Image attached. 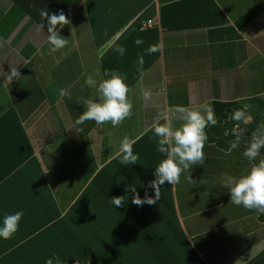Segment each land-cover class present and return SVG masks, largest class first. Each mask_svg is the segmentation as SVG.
Segmentation results:
<instances>
[{
	"label": "crops",
	"instance_id": "obj_1",
	"mask_svg": "<svg viewBox=\"0 0 264 264\" xmlns=\"http://www.w3.org/2000/svg\"><path fill=\"white\" fill-rule=\"evenodd\" d=\"M120 6L123 9L115 12ZM41 9L50 15L63 10L67 15L71 23L57 28L68 40L67 48L49 54L48 25ZM113 14H118L117 22L107 21ZM149 19L153 20L151 26L146 24ZM97 30L102 34L100 40ZM138 37L143 39L140 45L135 43ZM111 39L116 46L107 49L95 74L94 58L87 61L85 53L109 46ZM154 44H161L162 52L148 54L146 50ZM120 45L126 49L122 56L115 50ZM67 51L76 53L79 64L83 59V66L67 69ZM232 57L235 62L230 66ZM56 61L63 70L60 75L58 67L53 72ZM224 61L228 69L222 67ZM114 62L119 66L115 68ZM11 65L21 74L28 73L26 79L18 80H24L22 84L6 80ZM106 72L126 78L132 89L133 115L116 127L86 121L83 128L74 115L85 109L86 100L97 96L85 80L92 75L99 82L107 78ZM255 72L260 74L254 77ZM228 73L240 79L253 77V89L245 83L236 90L235 84L225 79ZM1 88L12 99L21 90L28 98L23 99L21 115L16 106L0 113V226L6 214L24 213L18 231L10 239L0 237L4 253L0 264H14L5 258L9 253L34 254L36 251L24 243L35 245L40 232L58 227L79 200L84 199L82 206L87 207L95 195L85 193L98 176V186L93 189L99 192L97 196L102 194L106 211L113 208L111 196H126L122 206L129 223L139 224V220L133 221V216L138 217V206L132 203L134 194L127 189L134 185L142 198L146 192L155 195L148 183L155 179L156 165L164 157L157 151L154 121L166 109L201 105L211 107L218 120L206 129L204 164L184 172L175 186L165 182L156 204L139 207L144 216L153 211L151 217L143 218L141 227L123 226L127 241L117 236L116 245L133 248L138 245L133 242L136 234L139 237L148 231L152 243L135 256L137 264L144 260L150 264H264V214L231 203L230 191L221 187L225 175L240 176L250 170L254 162L240 149L247 147L252 133L264 124L262 114L255 115L248 108V123L231 119L237 108L245 110V105L237 103L264 93V0H0ZM61 88L69 95L61 96ZM142 90L151 91L149 100L142 97ZM50 91L56 95L50 97ZM181 123L174 121V126ZM237 123L244 131L240 146L229 154ZM125 137L134 141L133 151L139 156L132 165L120 163ZM82 145L95 165L90 173L85 171V161L65 160L76 155ZM261 154L264 157V149ZM39 246L43 248L41 241ZM22 248L25 252H20Z\"/></svg>",
	"mask_w": 264,
	"mask_h": 264
},
{
	"label": "clouds",
	"instance_id": "obj_2",
	"mask_svg": "<svg viewBox=\"0 0 264 264\" xmlns=\"http://www.w3.org/2000/svg\"><path fill=\"white\" fill-rule=\"evenodd\" d=\"M40 15L47 21V40L50 44L49 54L55 53L67 46L68 40L57 30L58 26L70 24L67 15L61 10L59 14H49L47 9H41ZM135 43H143L142 38H137ZM121 56L126 49L124 46H117L115 49ZM161 44L149 46L146 50L148 54L162 52ZM144 63V57H139V65ZM104 78L99 82L92 75L87 76L85 84L88 87L95 88L97 96L95 99H88L84 102L85 111L76 120L77 124H83L86 121H95L97 126L110 123L113 127L120 125L123 121L133 115V104L129 99V93L132 91L126 83V78L117 72H106ZM23 76L18 67H10V72L6 75V80L11 83L13 79L22 80ZM61 96L69 95L65 88L59 90ZM152 96L151 91L142 90V97L149 100ZM245 110H236L231 119L236 122L248 123L251 119ZM174 121H182L177 127ZM218 120L215 117L214 110L208 105H201L199 108L186 106H176L160 112L154 121L153 131L157 139V151L163 154V159L156 165L155 179L148 183V187L154 189L155 195H149L147 192L142 198L136 191V187L130 186L127 191L134 194L132 203L137 206L144 204L154 205L161 199V186L168 182L175 186L180 182L181 175L197 165H203L205 162L204 148L208 140L206 129L209 126H215ZM242 129L237 127L233 129L236 136L235 141L230 142L229 154L232 150L240 146V137L243 134ZM134 141L125 137L121 141L120 163L122 165H132L137 163L139 156L133 151ZM261 149H264V124L260 125L252 133V139L243 152V156L250 162H254L249 171L240 176L225 175L221 187L230 191V202L243 206L248 210H255L259 214H264V157H261ZM259 158V159H258ZM258 160V162H256ZM189 181L192 177H188ZM126 196H114L111 203L119 208L127 202ZM24 213L22 210L14 214H6L3 218V224L0 226V237L10 239L19 229L20 221ZM47 264H53L52 259Z\"/></svg>",
	"mask_w": 264,
	"mask_h": 264
},
{
	"label": "rangeland",
	"instance_id": "obj_3",
	"mask_svg": "<svg viewBox=\"0 0 264 264\" xmlns=\"http://www.w3.org/2000/svg\"><path fill=\"white\" fill-rule=\"evenodd\" d=\"M136 3L137 5H140V2H136ZM132 4L133 3H131L130 5ZM122 9H123L122 6L116 7L115 12L117 11L120 12ZM126 10L127 8L125 9V12ZM118 14L110 15L107 21L111 20L112 22H117L116 19L118 17ZM149 20L146 23L147 26H151L153 23L152 19H149ZM101 24L102 23L99 22V25L102 27L103 24L102 25ZM100 30H97L98 40L102 38V34L100 33ZM79 36H83V35L79 34ZM84 40L86 41V39ZM114 43H115V40L111 39L110 44L108 43L109 46L97 47L96 51L92 50V53L88 52L89 53L88 55H87V52L85 53L87 61L91 60L90 58L92 57L94 58L93 60H94L95 74L99 70V67L101 65L100 62H103L104 58H106L105 54H106L107 49L110 48L111 46L112 48L116 46ZM76 56L77 55L74 51H71L70 53L67 51L66 56H65L66 58H68L65 61V65L67 69L68 67H72L71 70H76L77 67L80 68L81 66H83L84 64L83 59L81 63L79 64L77 60L75 59ZM97 58H99V61ZM96 62L99 65H97ZM229 62H230V66L233 62H235L233 57L232 59L229 60ZM203 64H205V62L200 63V65H203ZM63 65H64V62H63ZM104 65H107V64H104ZM113 65H115V68L119 66L118 64H115V62ZM28 67L29 66H27V68ZM222 67L228 69V64L225 63L224 61ZM56 71L60 75L62 74L63 70L60 69V67H58V70ZM254 74H255L254 77H256V74L259 75L260 72H255ZM225 75H226L225 76L226 81L228 83L235 84V87H237L236 90H238V88L242 89V87L246 85L245 83H248L249 87L252 88L251 82H252L253 77L251 78V76H248V79L247 78L245 79V75H244L243 76L244 79H242V77L240 79L239 77L235 78V76H232V74H229V73ZM22 76H23V79H26L28 77V73L25 71L22 74ZM262 76L263 74L260 75L259 77L262 78ZM85 78L86 77H83L81 80L84 81ZM37 79H39V81L43 80L41 77H37ZM31 81H35L34 77L31 78ZM18 82L22 84L24 80L18 81ZM64 83L66 84L67 82L64 81ZM12 84L14 86H17V83H12ZM60 86L62 85L60 84ZM53 87L55 86L53 85ZM250 91H255V90H249V92ZM5 92L7 94L6 90L4 91V89L2 88L0 89V94H2L0 95V113L5 111L6 107H9L8 109H10L16 106L19 115H21L23 99L27 100L28 98L25 91L21 90L16 95L14 93L13 94L14 99H12L11 96L6 95ZM53 94L56 95L55 93L51 92L50 97H54ZM254 97L251 100H246V101L237 103V105L239 106H242V104L247 105L248 109H250L249 110L250 112H252L255 115L262 114V117H263L262 119L264 120V93H261V95L254 96ZM80 102L81 101H78L79 104ZM26 103L28 106L31 104V102H28V101H26ZM80 106H82V103L80 104ZM238 109L239 108H237L236 110ZM83 111H85V109H81L75 113L74 115L75 121L83 113ZM129 119L131 118L126 119V121H128ZM256 121L258 122V120ZM89 122L92 123L95 121H89ZM77 125L84 126L85 123L77 124ZM255 125L258 126L257 123H255ZM83 128H85V126ZM109 129L113 130L114 128L110 126ZM244 150H245L244 147L240 149L241 152H243ZM76 159H79V161L83 160V162L85 161L83 164L87 166V170L85 171H87L88 173H90L91 170L93 171L95 169L93 160L90 158L89 155L86 154V148L84 145L79 146V151L78 153H76V155L73 154V156L71 155V158L69 159L66 158L65 160L67 162H72V160H76ZM236 168L238 171L239 167L237 166ZM234 171L237 172L236 170ZM100 177L101 176H98L93 181V183L91 184V186L88 187V190L85 193L86 196H90L92 194L95 195L87 207L82 206L84 199L79 200V202L71 209V211L66 216V218L62 220L58 218L61 220V221L58 220L60 221V223H58L59 225L57 224L58 227L53 228V229L47 228L43 230L42 232H40L41 239L37 240L35 245H33L32 241L31 243H24V247L26 246L36 251L34 254L32 255L23 254V255L17 256L16 254L9 253L8 257L5 255V258L10 259L9 263L13 262L14 264H20V262L22 261L21 264H47V261L49 259H52L53 264H137L135 262V259H136L135 256H137L138 253L144 250H147L152 243L150 240L149 232L148 231L145 232L146 234L142 233L141 235H139V237L137 236L135 232L134 234H136V236L134 237L135 239H133V242L138 243V245L134 246L133 248L129 246L130 244L128 246H122L121 248H118V246L116 245L118 242L117 236H121L120 239L127 241V238L125 236L123 237V232H122V230H124L123 226L128 227V226L138 225L139 227H141L143 218L151 217V215L154 212L151 211L150 214H148L147 216H144V210L142 209L139 210L140 206L136 207L135 212L138 217L133 216V221L139 220V224H138V223H129L130 217L127 216V211L123 208V206L116 208V206L112 204L113 208H109L108 211H106L105 204L102 202V196H101L102 194L100 193V196H97V193L99 192L95 193V189H93V187L98 186L97 184H98V181L100 180ZM68 191H71V190L68 189ZM112 197L113 196H111V198ZM60 227H61V230L59 229ZM140 240L142 242H140ZM40 241L43 243V248L39 246ZM19 250L20 252H25V249L23 248ZM159 250L162 251L160 248ZM38 253H41V254H38ZM3 255L4 253L0 251V261ZM35 256L38 257V260L36 262L34 261L35 259H33L35 258ZM19 259H22V260L19 261ZM145 261L146 260H144V262ZM144 262L142 264H150V263H144ZM151 264H153V262H151Z\"/></svg>",
	"mask_w": 264,
	"mask_h": 264
},
{
	"label": "trees",
	"instance_id": "obj_4",
	"mask_svg": "<svg viewBox=\"0 0 264 264\" xmlns=\"http://www.w3.org/2000/svg\"><path fill=\"white\" fill-rule=\"evenodd\" d=\"M78 35H79V33H78ZM72 41H75V36L73 37V40ZM54 66V69H53V72H54V70H55V67H58V65H57V61L55 62V64L53 65ZM57 70V69H56ZM0 95H2V94H0ZM68 96V95H67ZM263 218H264V216H263Z\"/></svg>",
	"mask_w": 264,
	"mask_h": 264
},
{
	"label": "built area",
	"instance_id": "obj_5",
	"mask_svg": "<svg viewBox=\"0 0 264 264\" xmlns=\"http://www.w3.org/2000/svg\"><path fill=\"white\" fill-rule=\"evenodd\" d=\"M150 21V20H149Z\"/></svg>",
	"mask_w": 264,
	"mask_h": 264
}]
</instances>
